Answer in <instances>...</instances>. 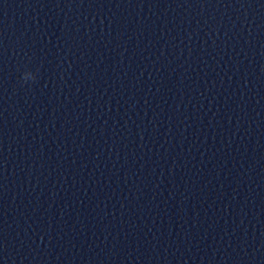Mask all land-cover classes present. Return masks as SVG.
<instances>
[{"label": "clouds", "instance_id": "obj_1", "mask_svg": "<svg viewBox=\"0 0 264 264\" xmlns=\"http://www.w3.org/2000/svg\"><path fill=\"white\" fill-rule=\"evenodd\" d=\"M38 71V69H37ZM37 76L36 74L31 70H26L21 74V81L25 84L29 82H36Z\"/></svg>", "mask_w": 264, "mask_h": 264}]
</instances>
